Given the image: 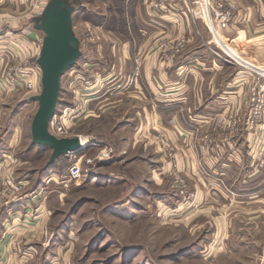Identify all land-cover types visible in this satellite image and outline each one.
<instances>
[{"label":"rangeland","instance_id":"rangeland-1","mask_svg":"<svg viewBox=\"0 0 264 264\" xmlns=\"http://www.w3.org/2000/svg\"><path fill=\"white\" fill-rule=\"evenodd\" d=\"M91 3L79 1L75 13L72 12V31L78 39L80 54L61 76L56 118L66 105L75 114V105L91 88L87 81L96 77V37L94 28L87 23L101 21L108 25L112 21L122 26L125 22L123 16H97L91 11ZM112 4L120 15L123 1ZM39 18H32L38 44L31 57L36 61L45 36L37 25ZM220 31L217 36L236 44L242 58L264 69V44L244 36L235 41L232 39L236 34L227 38ZM170 42L177 43H167ZM160 46L164 54V47ZM218 51L237 68L260 73L255 66L241 64L222 45ZM138 61L139 56H135V72ZM35 70L38 89L30 95L41 90V69ZM260 77L263 81L264 75ZM24 93L20 92L6 111L7 124L18 123L20 137L13 146L4 147L18 157L14 169L23 184L22 191H37L33 200L44 221L43 231L35 241L38 253L27 257V264H264V188L249 195L205 187L188 174L186 160L163 161L156 151L135 141L134 112L123 106L109 109L111 100L107 97L92 106L98 116L89 115L75 122L77 113L67 122L70 136L82 134L86 145L50 163V148L31 146L30 127L38 102L22 103L28 95L25 97ZM262 93L256 99L253 97L249 127L263 122ZM10 133L0 127V147L1 141L12 136ZM259 137L252 146L255 149L251 157L255 156L261 169L264 139ZM106 146L112 149L109 156L98 158V151ZM87 157L92 162H86ZM74 160L80 161L81 175L70 179L68 168ZM263 182L262 178L260 184Z\"/></svg>","mask_w":264,"mask_h":264},{"label":"crops","instance_id":"crops-1","mask_svg":"<svg viewBox=\"0 0 264 264\" xmlns=\"http://www.w3.org/2000/svg\"><path fill=\"white\" fill-rule=\"evenodd\" d=\"M49 1L0 0V127L12 135L1 141L0 191L9 175L20 181L14 169L18 157L4 147L14 145L20 126L7 124L6 111L20 92H26L23 79L10 81L4 76L7 62L18 51L10 40L22 41L24 52L34 57L38 39L32 18L41 16ZM79 1L68 0L73 8ZM116 1L89 0L97 16H123L125 22L122 26L112 21L108 25L87 23L96 37V77L82 94L83 108L75 122L98 116L92 106L107 97L111 100L109 109L123 106L134 112V140L156 151L159 159L186 160L188 174L213 190L257 194L264 188V182L260 184L264 167L259 169L262 165L251 155L257 137L264 139V115L258 125L249 127L247 123L260 92L264 101V80L260 77L264 69L242 58L236 44L217 36L216 29L213 40L203 20L189 12L191 0H122L125 6L121 13L118 10L120 15L112 4ZM229 1L234 18L221 35L230 38L236 34L232 40L244 36L264 44V0ZM169 40L181 45L179 52L166 60L160 44ZM220 45L241 64L255 66L260 73L243 71L218 55ZM135 56H139V72H135ZM32 95L22 103L36 102ZM79 135L85 146L86 137ZM34 193L23 190L19 202L0 204V264H27V257L38 253L35 241L44 221L41 210L35 207Z\"/></svg>","mask_w":264,"mask_h":264},{"label":"water","instance_id":"water-1","mask_svg":"<svg viewBox=\"0 0 264 264\" xmlns=\"http://www.w3.org/2000/svg\"><path fill=\"white\" fill-rule=\"evenodd\" d=\"M68 0H50L37 25L45 36L37 63L41 69V90L32 95L38 102L31 121V143L52 150L50 163L60 155L75 153L81 148L78 136H56L49 130L61 88V76L78 58V39L72 31V11Z\"/></svg>","mask_w":264,"mask_h":264},{"label":"built area","instance_id":"built-area-1","mask_svg":"<svg viewBox=\"0 0 264 264\" xmlns=\"http://www.w3.org/2000/svg\"><path fill=\"white\" fill-rule=\"evenodd\" d=\"M188 10L194 18H200L203 20L213 38L215 29L218 31L226 29L234 18L233 6L229 0H191ZM209 23L214 25L215 28H212ZM10 41L13 47L18 51L14 55L13 62L5 67L4 76L10 81L23 79L27 93H32L38 89L35 67L39 69V65L36 60H33L31 56L24 52L22 41L19 39H11ZM166 44L167 45H164V43L161 44L162 49L164 47L165 51L163 57L166 60H169L179 52L181 42H170ZM138 69L139 62H137L136 71H138ZM87 83L89 82L87 81ZM39 88L41 89V84L39 85ZM82 103L83 101L79 100V103L77 102L75 105V114L71 111L72 107H68L67 105L63 108L62 114L59 118H56V114L54 113L49 121V130L56 136H70L72 133L69 131L67 122H70L76 117L77 113L79 114L81 112L83 108ZM74 136H78L81 142L80 135L77 134ZM111 151L112 149L106 146L98 151L97 157L100 159L107 158ZM71 154L72 153L68 155ZM86 162H92V158L87 157ZM68 175L70 179H77L80 177L81 165L79 160H74L70 163ZM3 185V189L0 191V204L19 202L21 200L23 184L20 181H15V179L9 175L4 179Z\"/></svg>","mask_w":264,"mask_h":264},{"label":"trees","instance_id":"trees-1","mask_svg":"<svg viewBox=\"0 0 264 264\" xmlns=\"http://www.w3.org/2000/svg\"><path fill=\"white\" fill-rule=\"evenodd\" d=\"M33 146H36V145H40V144H32ZM42 147H44L43 145H41Z\"/></svg>","mask_w":264,"mask_h":264},{"label":"bare ground","instance_id":"bare-ground-1","mask_svg":"<svg viewBox=\"0 0 264 264\" xmlns=\"http://www.w3.org/2000/svg\"><path fill=\"white\" fill-rule=\"evenodd\" d=\"M58 101V100H57ZM57 104V103H56ZM56 108V107H55ZM54 113H55V110H54ZM81 147H82V143H81Z\"/></svg>","mask_w":264,"mask_h":264}]
</instances>
